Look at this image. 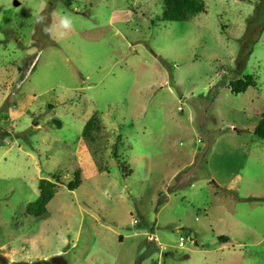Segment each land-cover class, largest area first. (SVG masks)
Returning a JSON list of instances; mask_svg holds the SVG:
<instances>
[{"label": "rangeland", "instance_id": "rangeland-1", "mask_svg": "<svg viewBox=\"0 0 264 264\" xmlns=\"http://www.w3.org/2000/svg\"><path fill=\"white\" fill-rule=\"evenodd\" d=\"M202 1L164 22L162 0H0L5 264H264V0Z\"/></svg>", "mask_w": 264, "mask_h": 264}, {"label": "trees", "instance_id": "trees-1", "mask_svg": "<svg viewBox=\"0 0 264 264\" xmlns=\"http://www.w3.org/2000/svg\"><path fill=\"white\" fill-rule=\"evenodd\" d=\"M163 11L161 20L164 22H184L189 21L197 15L205 12V4L202 0H162ZM255 85L252 76H246L241 79H237L230 83V92L234 95L242 94L247 91L249 87ZM60 127L59 122H53ZM98 129L97 118L93 115L86 122L83 128L82 137L89 143H94L93 133ZM0 147L2 146L3 138L8 134L5 130L0 128ZM253 134L258 139L264 142V113L260 116V119L253 130ZM117 146H114L113 156L117 155ZM52 179L56 182L60 180L59 174L53 173ZM80 184L79 172H74L72 180L67 183L69 191H74ZM39 195L34 202H30L25 206V215L29 217H42L47 212V205L54 198L56 193L55 183L49 180H40L38 183ZM217 240L221 243L228 241L227 237L220 236ZM1 264H5L6 260L0 257ZM28 264V263H18ZM32 264H66V262L60 257L58 261H38Z\"/></svg>", "mask_w": 264, "mask_h": 264}, {"label": "clouds", "instance_id": "clouds-1", "mask_svg": "<svg viewBox=\"0 0 264 264\" xmlns=\"http://www.w3.org/2000/svg\"><path fill=\"white\" fill-rule=\"evenodd\" d=\"M44 21H45V17H43V16H40L37 19V23H44ZM58 27H59V29L62 30L60 32L61 36H63L64 34H66L69 31H71L74 27L72 17L70 15H61L59 17ZM48 30L49 29L47 27H45L44 31L47 32Z\"/></svg>", "mask_w": 264, "mask_h": 264}, {"label": "crops", "instance_id": "crops-1", "mask_svg": "<svg viewBox=\"0 0 264 264\" xmlns=\"http://www.w3.org/2000/svg\"><path fill=\"white\" fill-rule=\"evenodd\" d=\"M15 104H16V103H15ZM15 104H12V105L9 107L10 109L8 108L9 110H8V112H7V120H11L9 116L12 115V113H13L12 110H13V108L15 107ZM11 109H12V110H11ZM36 125H38V124H35V126H36Z\"/></svg>", "mask_w": 264, "mask_h": 264}]
</instances>
